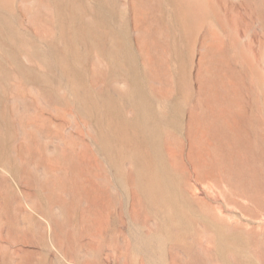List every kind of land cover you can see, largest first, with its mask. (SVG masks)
Segmentation results:
<instances>
[{"label": "rangeland", "instance_id": "obj_1", "mask_svg": "<svg viewBox=\"0 0 264 264\" xmlns=\"http://www.w3.org/2000/svg\"><path fill=\"white\" fill-rule=\"evenodd\" d=\"M0 264H264V0H0Z\"/></svg>", "mask_w": 264, "mask_h": 264}]
</instances>
